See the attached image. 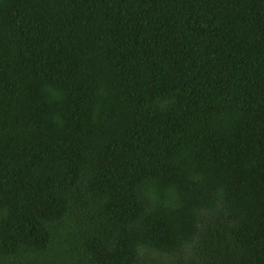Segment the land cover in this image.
Returning <instances> with one entry per match:
<instances>
[{"label":"trees","instance_id":"obj_1","mask_svg":"<svg viewBox=\"0 0 264 264\" xmlns=\"http://www.w3.org/2000/svg\"><path fill=\"white\" fill-rule=\"evenodd\" d=\"M0 264H264V0H0Z\"/></svg>","mask_w":264,"mask_h":264}]
</instances>
